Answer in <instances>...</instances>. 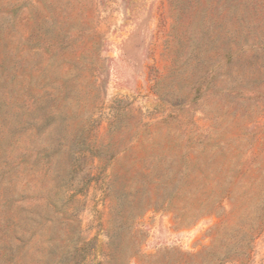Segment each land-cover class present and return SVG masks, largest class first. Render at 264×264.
<instances>
[{
	"label": "rangeland",
	"instance_id": "1",
	"mask_svg": "<svg viewBox=\"0 0 264 264\" xmlns=\"http://www.w3.org/2000/svg\"><path fill=\"white\" fill-rule=\"evenodd\" d=\"M0 264H264V0H0Z\"/></svg>",
	"mask_w": 264,
	"mask_h": 264
}]
</instances>
